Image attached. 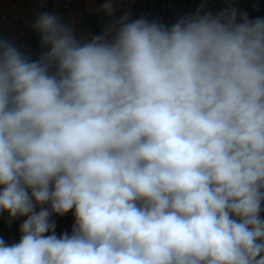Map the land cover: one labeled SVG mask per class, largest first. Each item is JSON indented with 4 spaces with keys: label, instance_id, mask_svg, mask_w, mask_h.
<instances>
[{
    "label": "clouds",
    "instance_id": "obj_1",
    "mask_svg": "<svg viewBox=\"0 0 264 264\" xmlns=\"http://www.w3.org/2000/svg\"><path fill=\"white\" fill-rule=\"evenodd\" d=\"M120 2L0 33V264H264V18Z\"/></svg>",
    "mask_w": 264,
    "mask_h": 264
},
{
    "label": "built area",
    "instance_id": "obj_2",
    "mask_svg": "<svg viewBox=\"0 0 264 264\" xmlns=\"http://www.w3.org/2000/svg\"><path fill=\"white\" fill-rule=\"evenodd\" d=\"M126 0H121L124 3ZM144 9L148 19H158L166 26H171L179 18L186 15L195 14L204 3V11L211 12L213 15L223 10L227 5L226 0H134ZM254 0H231V6L246 12L254 5ZM72 4L66 3L61 6L63 12H70ZM53 11L52 0H33L25 5L20 0H6L0 7L1 14L9 21L16 24H28L31 19L40 11ZM100 28L93 31L79 32L87 35L88 33L99 32Z\"/></svg>",
    "mask_w": 264,
    "mask_h": 264
},
{
    "label": "crops",
    "instance_id": "obj_3",
    "mask_svg": "<svg viewBox=\"0 0 264 264\" xmlns=\"http://www.w3.org/2000/svg\"><path fill=\"white\" fill-rule=\"evenodd\" d=\"M25 5L33 0H20ZM261 0H254L257 4ZM6 0H0V7ZM72 10L70 12H63L61 6H56V0H52L53 11L61 14L66 22L74 24L79 32L93 31L100 28L98 21L101 19L102 13L99 11L102 0H71ZM254 4V5H255ZM120 9L117 16L121 15L125 10L131 11L133 18H139L145 15V11L141 5L134 0H126L119 4ZM29 24V23H28ZM28 24H16L6 19L0 12V33L18 40L33 35L28 29ZM0 215V220H1ZM56 220V234L60 235L64 232H71L73 217L71 212L64 217H54Z\"/></svg>",
    "mask_w": 264,
    "mask_h": 264
},
{
    "label": "trees",
    "instance_id": "obj_4",
    "mask_svg": "<svg viewBox=\"0 0 264 264\" xmlns=\"http://www.w3.org/2000/svg\"><path fill=\"white\" fill-rule=\"evenodd\" d=\"M247 14L249 16L250 19H255L257 17L260 18H264V4L263 1L252 5L248 11ZM21 43H27L34 51H38L37 49V41L36 38L33 35H30L28 37H24L22 39L19 40ZM23 219L25 218H18L16 220L13 221L14 223V227L16 230V234L18 237V241L20 238V232H19V226L20 224L23 222ZM0 236H3L5 238V241L7 242L8 237H7V230H6V226L3 222L2 216H1V220H0Z\"/></svg>",
    "mask_w": 264,
    "mask_h": 264
},
{
    "label": "water",
    "instance_id": "obj_5",
    "mask_svg": "<svg viewBox=\"0 0 264 264\" xmlns=\"http://www.w3.org/2000/svg\"><path fill=\"white\" fill-rule=\"evenodd\" d=\"M2 219H3V222H4V224L6 226V230H7L8 240H7L6 243L7 244L17 243L18 242V237H17V234H16V230H15L13 221L11 223H9L8 214L7 213H3L2 214Z\"/></svg>",
    "mask_w": 264,
    "mask_h": 264
},
{
    "label": "rangeland",
    "instance_id": "obj_6",
    "mask_svg": "<svg viewBox=\"0 0 264 264\" xmlns=\"http://www.w3.org/2000/svg\"><path fill=\"white\" fill-rule=\"evenodd\" d=\"M261 1H263V4H264V0H261ZM69 2H71V0H56V6L59 7Z\"/></svg>",
    "mask_w": 264,
    "mask_h": 264
}]
</instances>
